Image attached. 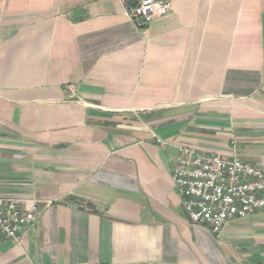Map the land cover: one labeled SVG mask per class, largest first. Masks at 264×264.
<instances>
[{
    "label": "crops",
    "instance_id": "obj_1",
    "mask_svg": "<svg viewBox=\"0 0 264 264\" xmlns=\"http://www.w3.org/2000/svg\"><path fill=\"white\" fill-rule=\"evenodd\" d=\"M0 0V196L36 202L0 264H264V209L218 234L181 146L264 168V0Z\"/></svg>",
    "mask_w": 264,
    "mask_h": 264
},
{
    "label": "built area",
    "instance_id": "obj_2",
    "mask_svg": "<svg viewBox=\"0 0 264 264\" xmlns=\"http://www.w3.org/2000/svg\"><path fill=\"white\" fill-rule=\"evenodd\" d=\"M122 1L139 28L171 10L170 0ZM179 151L171 175L193 225L218 234L234 218L264 209V168L236 156L227 160L203 155L195 147L181 146ZM36 202L27 205L20 198L0 196V237L19 239L21 230L35 219Z\"/></svg>",
    "mask_w": 264,
    "mask_h": 264
}]
</instances>
